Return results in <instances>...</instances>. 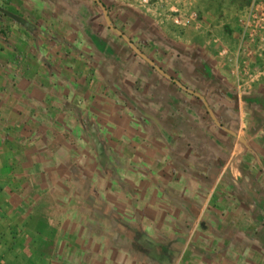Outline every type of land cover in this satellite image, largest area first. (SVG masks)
Instances as JSON below:
<instances>
[{
    "label": "crops",
    "instance_id": "obj_1",
    "mask_svg": "<svg viewBox=\"0 0 264 264\" xmlns=\"http://www.w3.org/2000/svg\"><path fill=\"white\" fill-rule=\"evenodd\" d=\"M82 2L0 0V264H182L183 256L173 255L181 240L172 245L163 236L164 227L169 231L173 225L210 233L206 250L200 251L206 256L188 264H264V236L262 241L246 237L254 231L253 220L264 235V192L259 191L264 185V74L261 43L241 49L242 9L232 13L229 8L225 20L231 26L220 37L216 31L209 37L203 22L193 30L196 92L183 83L188 91L176 83L174 89L167 77L161 92L160 80L149 74L145 91L136 89L126 110H120L112 96L105 104L102 94L78 90L88 65L95 84L102 80V67L107 71L114 65L93 43L97 33L88 34L84 14L80 17ZM189 4L215 19L207 13V0ZM133 64L132 77L146 74ZM103 109H109L110 123L101 125L117 129L119 113L128 110L132 143H123L122 154L112 130L94 132L82 124L84 117L95 124ZM248 129H256L255 143ZM100 142L114 149L121 163L123 181L113 205L109 190L98 198L83 189L99 178L90 165L96 164ZM72 166L82 169L71 174ZM128 172L132 176H124ZM130 197L137 202L175 197L182 206L169 213L155 202L156 207L132 214ZM204 198L217 203L202 209ZM103 204L112 207L110 212ZM237 217L245 222L240 243L230 235L218 240L216 232L232 229ZM143 231L149 239L141 237ZM250 246L256 247L252 259L246 256Z\"/></svg>",
    "mask_w": 264,
    "mask_h": 264
},
{
    "label": "rangeland",
    "instance_id": "obj_2",
    "mask_svg": "<svg viewBox=\"0 0 264 264\" xmlns=\"http://www.w3.org/2000/svg\"><path fill=\"white\" fill-rule=\"evenodd\" d=\"M81 1L83 2L80 6V17H82V14H84V24L87 27L88 34H92L94 32L97 33V36L93 37L92 39L93 43L97 45V48L99 49L98 52L101 50L103 56H105L109 60H113L112 65H114L110 70L107 71L104 69V67H102L101 72L103 73V77L102 80L97 79V84L94 83V81H96L94 80V70H92V67L88 65L86 70L87 80L83 84L79 85L78 90L88 95L102 94L104 100L110 99V97L112 96L115 100L118 101V108H120V110H126L127 100H132V95L134 93H137L136 89L142 91L141 93H143V89L145 91V88L143 86H148L149 82L145 79L150 77L149 74L153 76L152 78L160 80V82L157 83V87L161 92L165 87V79L167 78L156 69H153V67L146 60L136 54V52L130 47L129 43L125 39L121 38L118 33L110 29L109 20L148 58L153 60L157 66L162 68L168 74V76L173 77L175 80L188 86L191 91L196 92V88H198V86L194 84V81L191 77L193 63L196 61L194 54L195 49L193 48L195 44L192 35L193 30H195V28L201 24L200 22H203V24L206 25L205 29H207L209 37L211 35H214L215 33L218 34V37H220L219 33H224V31H226V28L231 26V23H227L225 20V17L231 13L229 8L233 7L232 13H235L236 10L240 9L239 5H242L244 2V0H207L209 5L207 13H211L215 18L214 20H211L208 19V16L206 17L205 15H203L204 13L200 12V10L195 5L189 4L193 0H149V4L144 3L143 0H101L106 7V13L94 0ZM253 1L260 2L264 5V0H252V2ZM249 7L250 6H247L242 10L243 12H239V14L241 13L239 18L242 17L243 19L244 12ZM177 10L183 11V14L186 18L190 13L196 12L198 14V18L196 21L191 22L187 27L179 26L174 22L175 16L178 15L175 13V11ZM226 12H228L229 14H226ZM214 31L216 32L214 33ZM133 63H139L140 65H142L143 69H145L146 74L142 76L137 74V76L132 77V67L134 66ZM110 77H112L111 81ZM135 79H137L138 85H135ZM172 87L176 89L177 86L174 83L172 84ZM231 94L230 96H233V94ZM104 102L105 104H110V102H106V100ZM127 111L119 113L120 117H118V129L114 124H112L111 126L109 125V128L108 126L105 127L100 123V121L106 124L110 123L109 109H103L101 117L102 119H99V121L92 120L95 121V124L99 127H96L94 123L92 124L90 118L87 117V119L85 117L82 118V124L85 129H92V131L94 132L98 129H103L107 132H110L112 130L114 141H118L116 142V144L119 145V152L120 154H122V151L126 149V144L123 145V143L128 141L132 143V129L127 128L129 124ZM85 121H88V123L90 124H86ZM231 130L237 134L241 129H228V131ZM248 130L252 133V137L250 139H252L255 143L256 129ZM91 137L94 139L96 135L92 134ZM243 138L245 141V136H243ZM233 139L235 144L237 142L236 135L233 136ZM100 143L101 145L98 146V150L94 153V157L97 160L96 164H88L98 169L100 173L99 175L95 176L99 178L90 181L89 184L83 185V189L89 196L91 193H93L94 195H97L96 197L98 198L101 197L100 194H106L109 190V193L112 192L110 193V196L113 193L114 194L111 198L107 199L112 200V203L109 202V204L113 205L117 199L115 193H118V186H120L121 181H123V179L119 177L120 174H122L120 169L121 163L119 160V156L114 149L107 148L104 143ZM130 148L131 149L129 150V153L132 151V147ZM81 155H83V153H81ZM131 155V161H133L134 154L132 153ZM121 160L123 163V168H128V162L123 161V159ZM80 169L82 168H73L72 166L70 168V172L71 174H74V171ZM86 170L89 172L88 168ZM130 175L132 176L131 172L124 173V176ZM88 195L87 199L89 198ZM176 196L177 195H175V197ZM175 197H166L163 200H147L138 202L134 199L132 200V197H130V199L128 200L132 202V206L128 208L130 212L132 211V214H134L137 210L146 209L145 207H148L149 205L150 207H152L153 205L156 207V202L158 205V209L161 208L164 211H168L169 213H174L178 211L179 207L182 206L181 200H178ZM199 203L202 209L207 208L208 210L215 206L217 202L213 200H210L208 202V200L204 198L200 199ZM103 205L108 208L106 209L107 212H110L112 207H109L105 204ZM47 208L48 206L46 207V209ZM174 217L177 218L176 216ZM203 217L204 219L208 220L207 215H204ZM132 218H134L133 215ZM114 219H117V217L114 216ZM220 219L221 221H223L222 224H224V216ZM233 221L236 222V224L232 229L222 233L216 232L215 235L218 240L224 238V236L228 237V235H230L232 241L236 240L240 243L241 240L238 239V236L241 233L246 232L243 231L245 222H243L242 218L240 217H237V219ZM249 224H253L252 227L254 231H252V233L247 232L248 235H246V237L248 239H257L262 241L264 235L258 230V226L257 224H255V220L251 221V223ZM162 227L157 226L156 228L161 229ZM169 227L171 229L169 231H167V228L164 227L163 236L167 237V239L169 240L168 242L172 245H175L174 239L179 238L181 240L180 243L182 244V248L177 250V254L173 253V255H175L177 258L179 257L180 260L184 258L182 260V264H188L189 261H193V257L197 258L200 255H205L201 252H203L204 249L206 250L204 246L205 244H207L206 241H209L208 237L210 233L203 229H198L197 231V229H195V227L193 226L187 231H182V226L173 225ZM255 233L259 238H257V236L254 237L253 234ZM130 234L132 235V231H130ZM140 235L144 239H149L148 233L146 231L141 232ZM150 238L153 240L154 237ZM190 241L193 243H191L192 247H189L187 249L186 245H188ZM193 245H200L203 248L196 247V249L195 247L193 248ZM217 248L218 250L221 249L220 247ZM239 250L240 249L238 248V251ZM255 252L256 247L250 246L246 256H249V258L252 259V256H255ZM226 254L227 252L224 253V255ZM220 255H222V253H220ZM182 256L183 258L181 259ZM188 257H190L191 259L187 260Z\"/></svg>",
    "mask_w": 264,
    "mask_h": 264
},
{
    "label": "built area",
    "instance_id": "obj_3",
    "mask_svg": "<svg viewBox=\"0 0 264 264\" xmlns=\"http://www.w3.org/2000/svg\"><path fill=\"white\" fill-rule=\"evenodd\" d=\"M144 3L149 4V0H143ZM176 15L174 22L182 27H187L191 22L198 18L196 12H192L186 18L181 10L175 11ZM241 49H249L251 45L261 43L259 48V57L261 59L260 74H264V5L260 2L253 1L249 8L244 12L243 19L241 20ZM251 56V53H249ZM245 81L240 79L238 85V92L242 93Z\"/></svg>",
    "mask_w": 264,
    "mask_h": 264
},
{
    "label": "water",
    "instance_id": "obj_4",
    "mask_svg": "<svg viewBox=\"0 0 264 264\" xmlns=\"http://www.w3.org/2000/svg\"><path fill=\"white\" fill-rule=\"evenodd\" d=\"M96 3H98V5L105 11L106 13V7L104 5V3L101 0H94ZM109 20V18H108ZM109 26L110 29L114 30L116 33H118V35L121 36V38L125 39L130 47L136 52L137 55H139L140 57H142L144 60H146L152 67H154V69H156L158 72H160L162 75H164L165 77H167L168 79H172L170 76H168V74L159 66L156 65V63L151 60L150 58H148L128 37H126L123 33H121L109 20ZM173 82L176 83L177 85H179L182 89H185L188 91V88L185 87L181 82L173 79Z\"/></svg>",
    "mask_w": 264,
    "mask_h": 264
},
{
    "label": "trees",
    "instance_id": "obj_5",
    "mask_svg": "<svg viewBox=\"0 0 264 264\" xmlns=\"http://www.w3.org/2000/svg\"><path fill=\"white\" fill-rule=\"evenodd\" d=\"M251 3H252V0H244L243 4L242 5H239V7H240V9L243 10L245 7L250 6ZM153 69H154V67H153ZM170 80L173 81V79H170ZM259 191H260V193H263L264 192V185H262L259 188ZM262 217L264 218V210H263V213H262Z\"/></svg>",
    "mask_w": 264,
    "mask_h": 264
}]
</instances>
